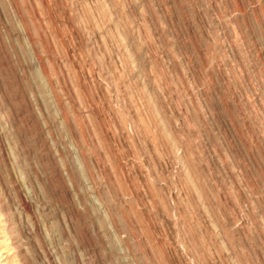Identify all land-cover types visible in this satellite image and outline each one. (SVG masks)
Masks as SVG:
<instances>
[{"label":"rangeland","instance_id":"rangeland-1","mask_svg":"<svg viewBox=\"0 0 264 264\" xmlns=\"http://www.w3.org/2000/svg\"><path fill=\"white\" fill-rule=\"evenodd\" d=\"M0 220V264H264V0H0Z\"/></svg>","mask_w":264,"mask_h":264},{"label":"bare ground","instance_id":"bare-ground-1","mask_svg":"<svg viewBox=\"0 0 264 264\" xmlns=\"http://www.w3.org/2000/svg\"><path fill=\"white\" fill-rule=\"evenodd\" d=\"M1 221V220H0ZM3 232V231H2Z\"/></svg>","mask_w":264,"mask_h":264}]
</instances>
